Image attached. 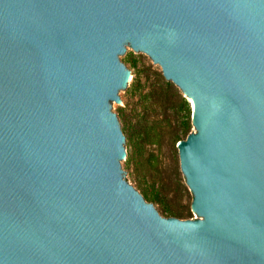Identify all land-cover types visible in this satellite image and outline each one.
<instances>
[{"label":"water","instance_id":"water-1","mask_svg":"<svg viewBox=\"0 0 264 264\" xmlns=\"http://www.w3.org/2000/svg\"><path fill=\"white\" fill-rule=\"evenodd\" d=\"M132 49L194 104L200 219L127 182ZM0 264H264V0H0Z\"/></svg>","mask_w":264,"mask_h":264},{"label":"rangeland","instance_id":"rangeland-1","mask_svg":"<svg viewBox=\"0 0 264 264\" xmlns=\"http://www.w3.org/2000/svg\"><path fill=\"white\" fill-rule=\"evenodd\" d=\"M129 59L136 62V70ZM129 59L124 64L135 76L138 73V78L132 90L123 95L125 104H115L124 131L133 142L125 164L127 182L157 210L170 206L190 212L191 218L186 220L200 219L193 210L194 195L181 171L177 149L179 142L185 140L179 128L188 113L182 98L189 104L191 119L192 103L174 83L165 79L160 65L151 57L132 49ZM147 132H153L152 136L144 140L142 135ZM194 132L197 130L191 121L189 135ZM153 194L158 195L161 204L151 200Z\"/></svg>","mask_w":264,"mask_h":264},{"label":"trees","instance_id":"trees-1","mask_svg":"<svg viewBox=\"0 0 264 264\" xmlns=\"http://www.w3.org/2000/svg\"><path fill=\"white\" fill-rule=\"evenodd\" d=\"M129 63L132 64L133 68L136 70L137 68V65H136V62L134 60H131L129 59ZM136 74V81H137V74L138 73H135ZM169 86H171L172 84L169 83L168 84ZM184 104L186 105L187 107V117H186V120L185 122L183 123V125L179 128V131L181 132V134L184 136L185 139H187V137L189 136V133H190V130H191V110L189 108V104L187 103V101L182 98ZM155 132V131H153ZM144 133L142 135V138L144 140H147L149 138H151L152 136V133ZM155 134L158 136L157 132H155ZM138 140H136V143H137ZM137 146H141L140 143H138ZM129 161H131V159H129ZM145 198H147V195H145ZM153 200V202H157L158 204H161L159 199H158V195L157 194H153L152 197H151ZM159 213L162 215V216H165L167 218H178V219H181V220H186V219H190L191 218V213L190 212H186L184 210H181V209H176L174 207H170V206H162L159 210Z\"/></svg>","mask_w":264,"mask_h":264},{"label":"bare ground","instance_id":"bare-ground-1","mask_svg":"<svg viewBox=\"0 0 264 264\" xmlns=\"http://www.w3.org/2000/svg\"><path fill=\"white\" fill-rule=\"evenodd\" d=\"M193 107H194V104H193Z\"/></svg>","mask_w":264,"mask_h":264}]
</instances>
